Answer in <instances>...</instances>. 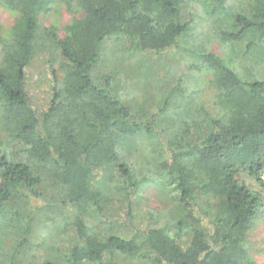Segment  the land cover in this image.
Here are the masks:
<instances>
[{"label":"trees","instance_id":"trees-1","mask_svg":"<svg viewBox=\"0 0 264 264\" xmlns=\"http://www.w3.org/2000/svg\"><path fill=\"white\" fill-rule=\"evenodd\" d=\"M186 1L0 0L14 19L0 32V264H256L248 238L264 222V79L199 54L215 89L209 110L159 127L165 108L143 119L115 97L110 75L105 86L93 79L113 38L111 51L120 38L132 53L177 50ZM245 6L229 16L225 42L264 51V0ZM60 10L68 24L42 25ZM46 182L62 193L35 207ZM151 187L163 210L150 209ZM56 233L72 244L61 248Z\"/></svg>","mask_w":264,"mask_h":264},{"label":"rangeland","instance_id":"rangeland-1","mask_svg":"<svg viewBox=\"0 0 264 264\" xmlns=\"http://www.w3.org/2000/svg\"><path fill=\"white\" fill-rule=\"evenodd\" d=\"M249 1L231 0L230 8L229 5L226 6L225 3L221 4L216 0L186 1L181 17L182 21L188 25V30L178 39L177 50L165 51L160 57L152 56V54L132 53L128 48V43H123L124 40L121 41V38L116 40L117 44L112 51L110 50L111 42L114 41V38L104 42L105 47L103 43L100 49L102 62L97 74H94V81L105 86L107 79L105 77L110 75L112 93L121 102L132 106L134 111L145 113L147 116H144L143 119L152 118L151 115L157 112L159 106V108L165 109L163 114L158 117V127L168 123L181 126L183 121L189 119V109L203 105L206 110H209L214 96L215 89L211 84V74L205 68L199 69L201 66L200 60L197 58L199 54L211 51L220 55L231 67H235L242 79L248 81L264 79V51L262 47L253 46L247 50L248 40H243L236 49L227 41L225 42L227 33L232 30L229 16L245 12V3ZM70 21L71 14L60 10L43 17L42 25L55 24L62 28ZM13 23L14 19L0 5V32H7ZM46 92L47 94L50 92L49 85L46 87ZM144 161L146 164L144 168L146 166L149 167L148 169L152 168L147 159ZM140 163L143 164L142 161ZM40 191L42 193L41 200L32 198L35 207L40 202L45 205L43 202L54 201L62 193L51 182H46ZM158 193L154 187L144 192V196L149 198L150 209L154 211L165 208ZM119 207L118 204L115 210L113 209V215L120 222H125V210ZM168 214L169 212H166L165 216ZM42 229L44 228L42 227ZM30 237L36 243L41 241L36 235ZM55 237L61 248L69 247L72 244V240H62L59 233H56ZM248 240L256 264H264V222L259 223L249 235ZM118 260H121L122 264H141L129 260L125 256Z\"/></svg>","mask_w":264,"mask_h":264}]
</instances>
